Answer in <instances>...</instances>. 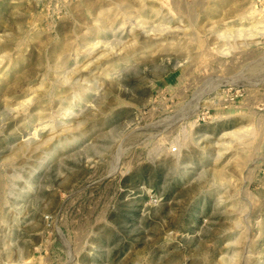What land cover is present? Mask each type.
I'll use <instances>...</instances> for the list:
<instances>
[{
    "label": "rangeland",
    "instance_id": "obj_1",
    "mask_svg": "<svg viewBox=\"0 0 264 264\" xmlns=\"http://www.w3.org/2000/svg\"><path fill=\"white\" fill-rule=\"evenodd\" d=\"M0 264H264V1L0 0Z\"/></svg>",
    "mask_w": 264,
    "mask_h": 264
},
{
    "label": "crops",
    "instance_id": "obj_2",
    "mask_svg": "<svg viewBox=\"0 0 264 264\" xmlns=\"http://www.w3.org/2000/svg\"><path fill=\"white\" fill-rule=\"evenodd\" d=\"M264 1V0H263Z\"/></svg>",
    "mask_w": 264,
    "mask_h": 264
}]
</instances>
